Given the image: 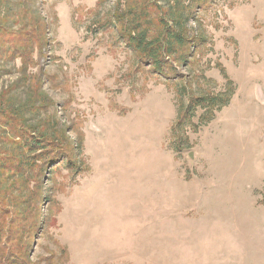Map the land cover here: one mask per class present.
Masks as SVG:
<instances>
[{"label":"rangeland","instance_id":"obj_1","mask_svg":"<svg viewBox=\"0 0 264 264\" xmlns=\"http://www.w3.org/2000/svg\"><path fill=\"white\" fill-rule=\"evenodd\" d=\"M0 212V264H264V0H0Z\"/></svg>","mask_w":264,"mask_h":264},{"label":"trees","instance_id":"obj_2","mask_svg":"<svg viewBox=\"0 0 264 264\" xmlns=\"http://www.w3.org/2000/svg\"><path fill=\"white\" fill-rule=\"evenodd\" d=\"M201 1L205 0H191L192 4H199ZM129 13H131L129 14L130 18L129 20L127 19L124 31L130 45L135 51L141 53L144 58L150 61L155 73L166 75L163 66L165 61L164 57L172 55L174 47L181 48L186 44V38L184 36L186 30L185 27L180 26V21L183 23V19L180 18L182 15L176 21L174 20L175 23L179 24L180 32H175L174 28L166 23V25H162V31L159 34L150 36L149 26L151 25V17L149 16V12L144 9L141 13H132L131 10ZM161 21L165 23L164 18H161ZM224 77L226 78L225 75ZM231 85L232 82L227 80L226 92L224 91L214 95L205 94L196 97L189 96L187 102L181 105V109L176 116L171 131H175L176 128L183 129L184 127H190L193 131H196L200 125H204L210 121L214 117L215 111H219L229 103L230 96L227 94V91H232L229 88ZM197 108L204 110L203 114L199 117L198 124L193 122ZM1 216L2 214L0 212Z\"/></svg>","mask_w":264,"mask_h":264}]
</instances>
